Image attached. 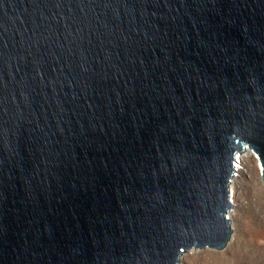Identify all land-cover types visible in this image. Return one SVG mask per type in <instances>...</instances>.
Wrapping results in <instances>:
<instances>
[{"label": "water", "instance_id": "obj_1", "mask_svg": "<svg viewBox=\"0 0 264 264\" xmlns=\"http://www.w3.org/2000/svg\"><path fill=\"white\" fill-rule=\"evenodd\" d=\"M247 147L264 0H0V264L223 250Z\"/></svg>", "mask_w": 264, "mask_h": 264}, {"label": "rangeland", "instance_id": "obj_2", "mask_svg": "<svg viewBox=\"0 0 264 264\" xmlns=\"http://www.w3.org/2000/svg\"><path fill=\"white\" fill-rule=\"evenodd\" d=\"M235 179L229 218L234 224L232 234L240 237V243L223 250L185 251L181 264H264V183L251 155L244 158L243 169Z\"/></svg>", "mask_w": 264, "mask_h": 264}, {"label": "bare ground", "instance_id": "obj_3", "mask_svg": "<svg viewBox=\"0 0 264 264\" xmlns=\"http://www.w3.org/2000/svg\"><path fill=\"white\" fill-rule=\"evenodd\" d=\"M248 153H250V151L249 150H246L245 151V154H243V155H239L238 156V159H239V161H241V160H243L244 159V157L248 154ZM253 158L255 159V157H254V155H253ZM255 161L257 162V164H258V166H259V169H260V171H262V168H261V163H259V161L257 160V159H255ZM236 177H233V179H232V182H231V184H230V197H231V199H233V197L231 196L232 195V193H233V191H234V186H235V179ZM232 203H233V201H232ZM233 207V206H232ZM231 207V208H232ZM228 214V217H232V210H230L229 209V212L227 213ZM229 218V219H230ZM234 224L231 222V220H230V226H231V229H233L234 228V226H233ZM237 236L235 235V233H233V234H231V238H230V240H229V242H228V244H227V246H226V248L227 247H230L231 245H236V244H239L240 243V237H238V238H236ZM235 239V240H234ZM233 241H235L234 243H233ZM195 249H197V248H192V249H189L190 251H194ZM225 249V248H224ZM188 250V251H189ZM185 260V253H183L181 256H180V259H179V264H181L183 261ZM177 263V264H178Z\"/></svg>", "mask_w": 264, "mask_h": 264}, {"label": "built area", "instance_id": "obj_4", "mask_svg": "<svg viewBox=\"0 0 264 264\" xmlns=\"http://www.w3.org/2000/svg\"><path fill=\"white\" fill-rule=\"evenodd\" d=\"M246 150H249L250 153H248L245 157H248V156H250V155L253 157V155H254L255 159H257V160L259 161V163H260V160H259L257 154H256L253 150H251L250 148H248V147H247L244 151L237 153V154L235 155V161H234V166H235V169H236V170H235L233 176L231 177L230 184H231V182H232L233 177L238 176L239 172L243 169L244 159H243L242 161H239L238 156H239V155H243V154H245V151H246ZM245 157H244V158H245ZM253 159H254V158H253ZM255 159H254V160H255ZM230 198H231V197H230ZM230 209H231V208H230ZM228 212H229V211H228ZM227 216H228V214H227ZM228 218H229V217H228Z\"/></svg>", "mask_w": 264, "mask_h": 264}]
</instances>
